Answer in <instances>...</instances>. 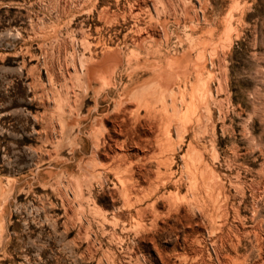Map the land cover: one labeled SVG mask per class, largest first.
Masks as SVG:
<instances>
[{"label":"rangeland","instance_id":"rangeland-1","mask_svg":"<svg viewBox=\"0 0 264 264\" xmlns=\"http://www.w3.org/2000/svg\"><path fill=\"white\" fill-rule=\"evenodd\" d=\"M0 264H264V0H0Z\"/></svg>","mask_w":264,"mask_h":264},{"label":"bare ground","instance_id":"bare-ground-1","mask_svg":"<svg viewBox=\"0 0 264 264\" xmlns=\"http://www.w3.org/2000/svg\"><path fill=\"white\" fill-rule=\"evenodd\" d=\"M116 68H117V67H116ZM117 144H118V143H117ZM118 147H119V146H118ZM120 157H121V155H120ZM121 159H122V157H121ZM134 186H135V185H134ZM137 186H138V185H137ZM132 189H136V188H135V187H134V188L132 187Z\"/></svg>","mask_w":264,"mask_h":264}]
</instances>
